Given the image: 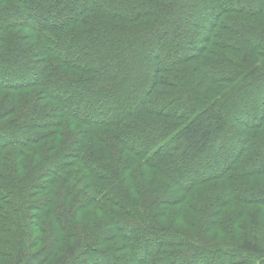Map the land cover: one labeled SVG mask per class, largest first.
I'll list each match as a JSON object with an SVG mask.
<instances>
[{
    "label": "trees",
    "instance_id": "16d2710c",
    "mask_svg": "<svg viewBox=\"0 0 264 264\" xmlns=\"http://www.w3.org/2000/svg\"><path fill=\"white\" fill-rule=\"evenodd\" d=\"M234 202L254 234L207 238ZM260 229L264 0H0V264H264Z\"/></svg>",
    "mask_w": 264,
    "mask_h": 264
},
{
    "label": "rangeland",
    "instance_id": "374dc122",
    "mask_svg": "<svg viewBox=\"0 0 264 264\" xmlns=\"http://www.w3.org/2000/svg\"><path fill=\"white\" fill-rule=\"evenodd\" d=\"M63 132H61V135ZM62 139V138H58ZM14 149L13 147H11ZM191 202V201H190ZM175 207H172L168 213V219L170 220L175 215ZM239 211V205L235 202L226 206L219 218V223L216 228L212 229L211 232L207 235V238L213 239L216 242H231V241H240L241 238L250 236L254 234L250 231L247 226L245 219L241 216L236 224L232 223L233 218H235ZM264 233V230L260 229L258 232ZM257 232V234H258ZM261 234V233H260ZM264 234H261L260 237H263ZM259 236V235H258Z\"/></svg>",
    "mask_w": 264,
    "mask_h": 264
}]
</instances>
